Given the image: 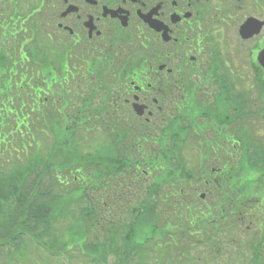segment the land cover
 Wrapping results in <instances>:
<instances>
[{"label":"flooded vegetation","instance_id":"af4514ba","mask_svg":"<svg viewBox=\"0 0 264 264\" xmlns=\"http://www.w3.org/2000/svg\"><path fill=\"white\" fill-rule=\"evenodd\" d=\"M49 2L51 17L40 19L77 65L73 100L113 94L129 125L179 111L181 141L195 142L206 184L221 173L219 161L233 170L236 127L263 130L264 0ZM242 26H250L246 38Z\"/></svg>","mask_w":264,"mask_h":264},{"label":"trees","instance_id":"16d2710c","mask_svg":"<svg viewBox=\"0 0 264 264\" xmlns=\"http://www.w3.org/2000/svg\"><path fill=\"white\" fill-rule=\"evenodd\" d=\"M3 74L4 69L0 65V87L15 85L9 82L8 79H3L6 73ZM1 93L2 90H0V95ZM24 109V104L0 105V130L4 132L3 129L6 127L4 134L9 133L11 130L7 126L13 124L11 122L14 116L19 115V112L23 115L22 111ZM24 119L25 116L22 118L19 116L14 122L22 124ZM19 123L15 125L14 131H22L18 130ZM58 132L60 134V131L55 128L57 135ZM3 137L0 134V152L7 151L10 156L11 153L6 147V143L9 145L11 142L10 140L7 142L4 139L2 140ZM27 160L30 167H33L31 164L32 158L30 157ZM18 162L19 157H17V162L7 166V169L0 168V251L19 248L21 243L25 241L24 236L26 235L44 245L43 239L51 233L56 219L64 214L66 215L69 208L63 206L66 205L64 194L60 200L53 195L51 185L49 184L50 187H48L44 183L42 174L26 177L22 173V166ZM112 163L111 161L108 166H112ZM95 164L93 170L89 169L86 173L80 175L76 181L73 180V186L69 191L68 188L64 189L67 183H61V187L65 193L70 195L73 202H77V200L82 202V205L79 206L82 218H78V220L82 219L87 226L91 225V230L101 227L102 232L107 235V248L119 257L120 262L118 264H130L136 257H138V262L135 261L136 264H152L150 261L143 260L146 258L143 253L148 250L152 251V249L155 252L153 255L156 257H153L155 260L169 258L170 261L176 263H189V261L194 260L192 256L195 254L197 244L201 241V238L207 235L208 222L204 220L205 215L200 216L201 214L211 215L214 211L212 205H208L204 210L199 207V204L197 205L196 200L195 202L193 199L184 196L186 191H189L188 194L193 198L194 187L186 191L181 187L164 191L163 188L166 182L158 178L153 181L152 185L148 184L145 186L146 189H142V180H136L132 172L124 171L119 181L120 188L123 192L126 188H129L130 191H133L132 188H137L140 196L136 194L137 198L134 199V205L131 202L130 205L124 199L123 205L128 207L124 208L117 219L106 223L103 222V212L98 211L96 206L88 205V199L91 198L93 193L91 189L94 190L95 187L93 186L99 184L102 177L101 165L104 166L101 161H95ZM251 170L253 169H249L248 172L243 170L242 174L236 175L233 181L236 183L237 189L235 195L236 206L230 205L227 200L226 203L223 201L215 210L218 219L215 218L216 214H213L215 220L212 224L217 230V237L207 238L208 245L213 250V253L208 252V255H214L213 260L224 255L222 253L224 245H228L230 248L235 241L239 240L238 235L230 236L232 229L237 233H242L240 215L247 208L239 206V203L251 193L252 185L259 182L256 180L257 176H254ZM191 184L193 185V183ZM263 184L264 180L262 184L257 186ZM223 185L221 184L220 191H222ZM245 187L249 188L248 193L242 190ZM141 192L144 195L141 196ZM131 199L133 197H130ZM222 204L230 205L233 208H227ZM213 228L210 227V229ZM262 231L264 232V224L262 225ZM119 240L120 245L118 244ZM149 244H152L153 247L150 246L149 248ZM250 246L252 247L250 248L252 255L249 264H263V248H259L257 243H252ZM235 254L237 253L234 252Z\"/></svg>","mask_w":264,"mask_h":264},{"label":"rangeland","instance_id":"374dc122","mask_svg":"<svg viewBox=\"0 0 264 264\" xmlns=\"http://www.w3.org/2000/svg\"><path fill=\"white\" fill-rule=\"evenodd\" d=\"M18 7H21V5H19ZM23 128V127H22ZM258 135H256V138L257 139H260V132H257ZM45 134H42L41 133V138H44ZM262 137V136H261ZM47 141H49V139H47ZM171 141H169V143H166V146H170ZM192 146L195 145V143L191 142ZM195 149V147H194ZM193 154V153H192ZM77 212V211H76ZM80 235L79 234H74V235H71V234H67V237L66 239L67 240H75V241H80L81 238H79ZM28 246V249H27V253L32 255L33 257H35L38 261L41 259V254L43 256H45L44 252L40 251V249H38L32 242L31 244H27ZM66 252H71V253H74V252H78L80 251L81 253H86V250L85 249H80L76 243H70L67 247H65L64 249ZM210 248H208V251L207 252H210ZM227 251L229 252V248L227 249ZM41 253V254H40ZM153 256V255H151ZM199 257L201 256V254H193L192 258H194V262L193 261H189V263H176V262H173V261H170L169 258H160L159 260H155V259H150L151 263L152 264H198L197 261H196V257ZM224 258L223 260H221L220 263H213L211 262L212 261V258H206L207 261H204L202 263V261L200 260V263L199 264H235L234 262H229L228 258L226 255H223ZM155 257V256H154ZM51 258L50 260H47L45 261L44 264H103L101 260H98V261H90L88 260V258L80 255L78 257H74L73 259H70L69 257H62V258H59L57 256H54V257H49ZM156 258V257H155ZM200 258V257H199ZM204 258V259H205ZM113 259H109V262L108 264H113Z\"/></svg>","mask_w":264,"mask_h":264}]
</instances>
